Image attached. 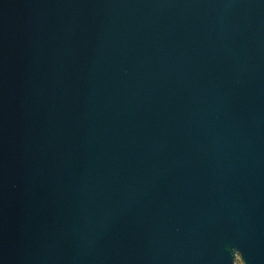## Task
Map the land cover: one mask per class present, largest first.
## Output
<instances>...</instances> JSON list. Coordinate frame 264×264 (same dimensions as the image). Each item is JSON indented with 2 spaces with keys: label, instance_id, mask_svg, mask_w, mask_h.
<instances>
[{
  "label": "water",
  "instance_id": "obj_1",
  "mask_svg": "<svg viewBox=\"0 0 264 264\" xmlns=\"http://www.w3.org/2000/svg\"><path fill=\"white\" fill-rule=\"evenodd\" d=\"M0 264H264V0H0Z\"/></svg>",
  "mask_w": 264,
  "mask_h": 264
}]
</instances>
